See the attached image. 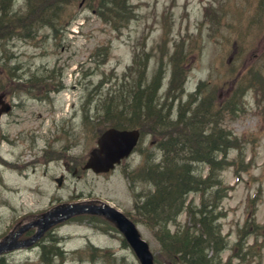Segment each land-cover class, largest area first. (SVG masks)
I'll list each match as a JSON object with an SVG mask.
<instances>
[{
    "label": "rangeland",
    "instance_id": "rangeland-1",
    "mask_svg": "<svg viewBox=\"0 0 264 264\" xmlns=\"http://www.w3.org/2000/svg\"><path fill=\"white\" fill-rule=\"evenodd\" d=\"M99 2L56 0L43 10L49 16L50 9L61 6L56 27L41 21L33 32L21 27L0 35V91L13 92L8 98L18 104L1 120L8 140L0 157L15 169L0 165L5 200L0 239L19 222L58 205L101 200L135 222L155 264H174L160 226L145 222L136 209L145 198L141 194L155 191L140 179V171L147 154L159 158V140L168 129L153 133L142 127L133 153L106 174L83 168L100 135L130 103L138 82L158 77L161 102L155 114L167 117L170 129L182 130L172 122L179 105L193 108L201 96L212 95L209 110L217 115L219 128L239 141L226 161L218 155L226 162L219 164L221 187L205 196L210 204L219 202L216 211L222 212L216 223L223 249L216 261L264 264V0H129L125 10L130 11L121 15L118 26L100 16ZM28 4L0 0V12L7 5L19 17ZM41 8L34 1L28 9ZM173 66L179 68L176 85L170 83ZM137 113L129 111L123 119H135ZM207 166L197 165L203 178ZM11 189L23 197L8 194ZM201 197L200 191L187 195L184 211L169 223L171 234L195 232L190 210ZM88 219L73 216L46 233L48 250L58 245L62 254L48 260L37 248L23 249L8 257L10 264H140L131 247L120 246L124 238L107 218ZM256 224L262 229L257 231ZM95 250L110 255L99 257Z\"/></svg>",
    "mask_w": 264,
    "mask_h": 264
},
{
    "label": "trees",
    "instance_id": "trees-1",
    "mask_svg": "<svg viewBox=\"0 0 264 264\" xmlns=\"http://www.w3.org/2000/svg\"><path fill=\"white\" fill-rule=\"evenodd\" d=\"M37 2L38 7H42L40 10L35 11V9H28L29 6L32 4V2ZM56 0H29V4L27 5V12L25 11L24 15L22 16H17L16 13L12 12L10 10L11 7H8L7 5L5 6L4 12H0V22L2 19L5 20V25L3 28H0V35H5V31L8 33V35H12L15 33V30H19L21 27H24L25 29L29 27V32H33V29H36L37 26L39 27L41 24L40 22L42 21L43 23H51L53 27H56L58 24V18L59 15H51V20L45 19L43 16L44 13V6H48L52 4ZM100 16L103 17L107 22L112 23L115 25L117 23V26L121 23L122 19L120 18L122 14H126V12L130 11L129 6V0H100ZM127 3V5H125ZM9 8V9H8ZM106 9V10H105ZM49 10V9H47ZM8 11V12H7ZM11 11V12H10ZM116 26V25H115ZM42 28H38L37 31L41 30ZM4 32V34H2ZM27 33V32H26ZM28 34V33H27ZM30 37V34L28 35ZM178 57L179 53H176V57H174V65L175 62H178ZM179 68L173 66V71L170 80V83L173 82V85H176L177 82V75H178ZM185 73L181 77H184ZM158 77H153V79L148 83V84H141L138 82L136 88L131 92V98H130V103L126 106H122L120 109V114L121 116L118 118V121L112 120L113 126L119 127V128H139L140 130L142 127H146L149 129V131L152 130L153 133H155L157 130H162L171 128L170 126V120L167 117H162L161 114H153L150 109L144 107L142 104L143 102H147V104H151L152 98H153V92L155 90H158L159 86L157 84ZM179 87H181V84H179ZM201 88H199L200 90ZM142 96L145 100L143 101H138L137 97ZM213 98L214 96L212 95H205L201 96L200 103L204 105L208 110L209 107L213 103ZM191 101V100H190ZM195 109V108H194ZM202 108L197 107L194 111L190 112L191 115L194 116L193 121L195 122L194 124H199L202 126H205L208 128L205 134L209 136L212 140L215 139L217 140L218 137L220 138L219 142H217V154L216 157L211 158L209 160V166L211 165L213 169L218 171L220 169L219 164L220 163H226V162H221V160L218 159V154L219 153H226L228 149H231L233 145L238 146V139L233 137V135L230 132H225L221 128H219L218 123H217V118L215 119H207V120H202V119H197L195 116L196 114L201 111ZM129 111H134L138 112L135 119H127L124 120V115H128ZM146 113V114H144ZM182 115V114H181ZM217 116V115H216ZM144 121V122H143ZM176 127V125H175ZM184 129V128H183ZM185 130V129H184ZM193 131V129L191 130ZM163 134V133H162ZM223 161L225 160V156ZM169 162H173L174 165H179L182 163H178L174 158H171ZM145 163V162H144ZM144 166V165H143ZM142 166V167H143ZM193 177V176H192ZM150 178V177H149ZM194 178V177H193ZM171 181L169 184L165 183V181H160L157 180L156 178H153V181L155 182V191L152 194V200L154 198H157L158 196L162 197L161 199L165 201L169 200L172 198V196L176 193L178 190V183H187V177L186 174H176L175 177H170ZM210 179V178H209ZM208 180V179H207ZM220 188H216V190H219ZM193 190H185L183 191L180 195L182 196L181 202H177L175 204H171L170 202L163 203V208L160 212H158V208H160V204H153L151 206H146L145 204L137 205L136 209L138 212L146 213V214H153L155 217L151 218V223L153 225H159L161 229L162 236L160 239L163 240L164 243V248L167 252V255L169 258L173 261V263H180V264H220V261H216L215 257L218 255L222 249L223 246L220 244L221 240V228L220 224H217L216 222L220 219L222 216V212L219 211L217 212L216 209L218 208L219 202L213 201L211 204L208 202L209 205H213V210L206 209L207 203L203 205V209H200V215L199 217L196 216V211L198 208L194 211L191 210L190 215L194 219V226L192 234H189L188 231L184 233H174L171 234L170 229H169V223L176 217L171 218V211H174L176 213L180 212L184 209V199L185 197L191 193ZM180 197V196H179ZM222 200V199H221ZM143 205V206H142ZM168 208V210L166 209ZM208 210V211H206ZM211 214H209V212ZM158 212V213H157ZM163 212H167V219L162 220L160 217V214ZM146 222V221H145ZM253 223H255V219L253 220ZM255 225V224H254ZM256 230L262 229L260 226L256 224ZM183 243L185 245L182 249V247H177L179 246V242ZM206 243H212V256L209 257L203 250V245ZM178 248L175 249V248ZM229 263V262H228Z\"/></svg>",
    "mask_w": 264,
    "mask_h": 264
},
{
    "label": "bare ground",
    "instance_id": "bare-ground-1",
    "mask_svg": "<svg viewBox=\"0 0 264 264\" xmlns=\"http://www.w3.org/2000/svg\"><path fill=\"white\" fill-rule=\"evenodd\" d=\"M60 7H61L60 5H57V7L54 10L50 9L51 12H50L49 16H45L43 13L44 18L51 20V15H53V16L59 15L58 12L61 9ZM5 20L6 19H2V21L0 22V28H3V26L5 25ZM180 89L182 91V93H181V95H182L184 93L183 87ZM152 94H153V98H152L151 104L149 105V104H147V102L144 101L142 105L146 108L148 107L150 109V111L153 114H155L156 108L158 107L157 104L158 103L160 104V102H161L159 99V96H160L159 89L155 90ZM137 100L143 101L145 99L142 96H138ZM195 102H194L195 105L193 108H191V107L184 108L185 107L184 105H182V106L179 105L178 113H177V115H175L176 119L172 120V122L176 126L181 125L182 130L176 131V130H173L170 128H168V130H165L163 132L164 138L159 140V145H160L159 151L161 152L159 155V158L157 155L147 154V157H145L144 166L142 167V169L140 171V179L147 181L150 185H153V187H155V182L153 181V178H156L157 180H160V181H165L166 184L167 183L169 184V182L171 181L170 177L171 178L175 177L176 174H179V175L186 174V177L188 180L187 183H178L179 187H178V190L176 191V193L172 196L171 199H169L165 202H164V200L161 199L162 197H160V196H158L157 198H154L153 201H151L152 197H153L152 194H148V195L141 194V196L145 197V198H143L142 203L145 204L146 206H151L153 204H155V205L160 204V208H158V212H160L163 208L162 202L163 203L170 202L171 204L181 202L182 196L180 194L185 190H193L192 192H198V191L202 192V197H201L200 203L197 205V207L194 204L190 205V206L196 207V209L198 208V210L195 212L197 217H199L200 209H203V205L205 203H207L206 209H208V210L214 209L213 208L214 204L209 205L205 196L215 194L216 192H218V190H216V188L221 187L220 176L218 174V171L213 169L211 165L210 166L208 165L209 160H211V158H213V157H216L217 147H218L217 142H219L220 138L218 137L217 140H215L216 138L213 140L211 138H209V136L207 134H205L206 131L208 130V128L205 126L199 125L198 123L194 124L195 122L190 119V117H191L190 112H192L191 111L192 109L201 106L202 110L199 111L195 116L197 119L198 118L202 119V120L215 119L216 115L214 114V112H212L211 110H208L204 105H202L200 103V100L199 101L196 100ZM189 104H191V103L189 102ZM182 110H184V112H182ZM144 114H146V113H144ZM192 129H193V131H191ZM229 151H230V149H228L226 151V153L223 152V154L219 153L218 155H222V157L223 156L227 157ZM171 158H174L178 163H182V162H184V163L179 164V165H174L173 162H169ZM199 164H202L204 166L208 165L207 166L208 171H207V175L205 178H203L202 174L197 172V165H199ZM0 165H1V167H4L3 170L13 171L15 169L14 167H12V165L6 159H4L2 157H0ZM17 175L24 176V173L17 172ZM16 190L18 191V194L14 193V191H12V189L8 192V194L15 195L18 197H23V195H20L19 189H16ZM2 199L3 198L0 195V209L2 208V206L5 202V200L3 199L4 200V202H3ZM85 202H86V204H89V205H93V204L99 205L97 200H87ZM183 202H184L183 205L186 206L187 196L185 197ZM73 203L74 202H70V203H66V204H73ZM185 206H184V209H185ZM56 208H57V206L50 209V210H46L44 213L50 214ZM166 209L168 210L167 207H166ZM184 209L182 211H184ZM208 210H206V211H208ZM190 212H191V210H190ZM211 212L212 211H210L209 214H211ZM137 213L140 215V217L147 219L146 222L148 224L151 222V218L155 217L153 214L150 215V214H146V213H142V212H138V211H137ZM170 214L172 215L171 216V218H172V217H176L178 214H180V212L176 213L174 211H171ZM166 215H167V212H163L160 214V217L162 218V220L167 219ZM43 217L44 216H42V218ZM38 218L39 217H37V219ZM104 218L105 217L102 215L93 214L89 217L88 220L91 223H95L98 221V219H104ZM36 220L33 221L31 224H36ZM130 220H132V219H130ZM143 221H145V220H143ZM60 222H62V221H60ZM8 234H10V233H8ZM121 235L124 238V242L126 241L127 244L122 242L123 244H120V246L124 245L125 247H128V248L131 247L130 243L128 242V240L126 239V237L124 236V234L122 232H121ZM54 238L55 237L52 236L50 238V240L53 241ZM2 241H5L4 247L11 252L18 250L16 247H18L20 245V244H13L14 241L6 240L5 237L3 238ZM26 241L30 242L32 244L37 242V241L39 242L37 249H39V251L41 253V258L47 257L49 260V258H53L54 255H59V254L63 253L60 251V246H58V245L56 246V248L54 250H48V246L44 243V241L42 239H35L34 237H30ZM178 244H179V246H177V247L181 246L182 249L185 246V245H183V243H181V241ZM211 244L212 243H206L205 245H203V250L205 251V253L207 255L209 254V252L213 251ZM4 247H1V249H0V264H10L11 261L6 260V259H1L2 256H6V252H9V251H6L4 249ZM177 247L175 249L178 250ZM132 250L134 251L133 248H132ZM95 253L97 256H99L98 250H95ZM134 253L136 255L135 251H134ZM100 255L101 256H99V257H103V256L107 257L110 254L106 253V254H100ZM138 260H139V258H138Z\"/></svg>",
    "mask_w": 264,
    "mask_h": 264
},
{
    "label": "water",
    "instance_id": "water-1",
    "mask_svg": "<svg viewBox=\"0 0 264 264\" xmlns=\"http://www.w3.org/2000/svg\"><path fill=\"white\" fill-rule=\"evenodd\" d=\"M1 114V112H0ZM140 138V132L137 129H107L98 139L97 147L93 148L85 164V169H92L95 173H105L114 169L115 165L122 159L128 157L136 147ZM61 185L62 178L57 179ZM90 213L99 214L114 223L116 227L124 234L131 247L136 252L141 264H154V257L150 251L149 244L141 238V234L135 223L125 216L121 211L110 204L102 202L101 205H89L83 202L73 204H61L50 214L44 213L38 224L41 230L38 236L42 234V227L45 230L52 224L66 220L74 215ZM13 239L10 234L6 239ZM11 239V240H12ZM5 242H0V249L4 247ZM5 250H7L4 247Z\"/></svg>",
    "mask_w": 264,
    "mask_h": 264
},
{
    "label": "flooded vegetation",
    "instance_id": "flooded-vegetation-1",
    "mask_svg": "<svg viewBox=\"0 0 264 264\" xmlns=\"http://www.w3.org/2000/svg\"><path fill=\"white\" fill-rule=\"evenodd\" d=\"M13 94V92L11 91H0V107L2 110H4V108H8V111L3 113L1 118L3 119L4 116H6L8 113H10L18 104L16 103H12V101L8 98V94ZM1 119V120H2ZM8 140V135L6 134V131L3 130L2 126L0 125V147H2V145L4 144V142H6ZM36 220V217L34 220L32 221H22L18 223L17 227H21L22 225H27V224H31L33 221ZM36 231V227H29L28 229H26L24 231V233L17 239V241L15 240L13 244H27V239H29L30 237L33 236V234ZM49 235L46 236V233L43 235V237H41V239H47ZM26 241V242H25ZM38 241L35 243H31L30 246L26 247L25 250L28 249H35L38 246ZM23 249H18L16 251H9L6 252V256H2L1 259H6L8 260V257L14 255V252H18V251H22Z\"/></svg>",
    "mask_w": 264,
    "mask_h": 264
}]
</instances>
